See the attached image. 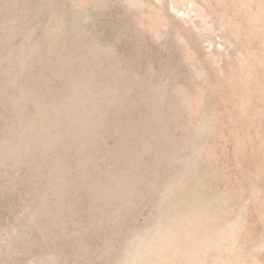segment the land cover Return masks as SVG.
Returning a JSON list of instances; mask_svg holds the SVG:
<instances>
[{
    "label": "rangeland",
    "instance_id": "rangeland-1",
    "mask_svg": "<svg viewBox=\"0 0 264 264\" xmlns=\"http://www.w3.org/2000/svg\"><path fill=\"white\" fill-rule=\"evenodd\" d=\"M0 264H264V0H0Z\"/></svg>",
    "mask_w": 264,
    "mask_h": 264
}]
</instances>
